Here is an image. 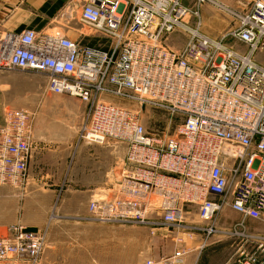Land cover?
I'll use <instances>...</instances> for the list:
<instances>
[{
    "label": "built area",
    "instance_id": "2783aa9c",
    "mask_svg": "<svg viewBox=\"0 0 264 264\" xmlns=\"http://www.w3.org/2000/svg\"><path fill=\"white\" fill-rule=\"evenodd\" d=\"M203 3L233 18L220 38L199 32ZM78 22L75 40L58 31L0 33V72L44 75L47 91L86 105L81 141L124 145L120 178L110 196L89 202V216L176 232L178 247L169 256L141 264H184L189 251L181 235H199L201 247L215 237H241L264 251V236L245 224L264 217V64L256 61L264 55V0H252L242 13L218 0H85ZM178 30L186 33L185 44L171 48ZM111 98L165 112L174 135L147 132L136 113ZM31 118L24 109L4 114L0 185L25 181L34 149ZM224 209L239 219L219 223ZM193 211L197 222H188ZM44 238L39 230L8 226L0 235V262L38 264ZM236 264L260 263L245 255Z\"/></svg>",
    "mask_w": 264,
    "mask_h": 264
},
{
    "label": "rangeland",
    "instance_id": "374dc122",
    "mask_svg": "<svg viewBox=\"0 0 264 264\" xmlns=\"http://www.w3.org/2000/svg\"><path fill=\"white\" fill-rule=\"evenodd\" d=\"M84 1L75 0L66 5L53 21V28L46 29L45 32L64 33V30H67L69 31L66 34L68 38L75 40L77 33L74 29L81 28L78 18ZM218 1L236 13L246 11L252 2V0ZM195 22V19L192 18L189 24L195 25ZM231 26H233V18L230 14L211 3L201 5L199 32L211 38H220ZM82 30L87 32L84 28ZM185 41L186 33L178 30L169 39L168 45L171 48L180 49ZM225 41L238 51H245L243 44L233 42L228 38ZM256 61L264 64V55L258 54ZM111 101L136 113L138 122L147 132L164 134L167 137L174 135V123H169L165 112L150 107L140 108L132 102L116 98H111ZM38 104L43 105V143L48 144L46 147L49 149L45 151L47 153L45 155L48 156L51 152L58 155L62 153L65 175L70 176L72 167L75 165L74 171L77 173L79 170L82 178H85L88 173L94 176L98 169L102 171L104 164L108 165L112 162L113 187L121 175L124 145L114 142H109L106 145H88L79 139L78 127L86 112V105L74 97L47 91L44 75L18 70L0 72L1 123L4 120L5 112L11 109L27 110L33 117L31 106ZM69 144H72V147L66 148ZM89 147H93L94 150L89 151ZM66 183L63 186L65 189L68 185V182ZM103 194L97 193L90 200L104 198ZM59 195L32 193L31 188L25 185V182L17 185H0V235L4 234L10 225L39 230L45 238L51 235L54 240L52 246L44 245L43 264H71L73 260L72 248L83 250L89 256L91 264H96L94 256L100 251H105L106 255L110 254L111 264H120V262L122 264H141L146 258L157 260L169 256L178 247L172 239L176 232L164 229L151 230L144 226L101 223L93 220L87 212L90 200L88 201L86 195H82L83 198H81L69 192L62 194L61 199L64 197L67 204L77 202L78 208H46L51 201L60 199ZM233 217L234 219H232ZM219 218V223H230L239 219V216L224 209ZM187 221L197 222L194 211L187 217ZM247 221L250 223V227L246 226V228L250 234L264 236V217L250 218ZM181 237L183 239L181 246L190 251L186 254V259L190 258L186 264H197L200 250L210 245L225 244V248L238 251L240 258L234 257L233 259L237 258L234 264L245 256L241 251H245L248 255L255 254V257L264 253L258 249V244L255 241L245 240L241 237H215L208 240L203 247H201L202 238L199 235L191 240L185 235H181ZM84 259L88 260L87 257ZM260 260L262 261L263 258L261 257Z\"/></svg>",
    "mask_w": 264,
    "mask_h": 264
},
{
    "label": "crops",
    "instance_id": "0c3cea01",
    "mask_svg": "<svg viewBox=\"0 0 264 264\" xmlns=\"http://www.w3.org/2000/svg\"><path fill=\"white\" fill-rule=\"evenodd\" d=\"M73 1L75 0H0V33L20 32L26 29L45 32L46 29L53 28V21L60 11ZM67 33H69V31L64 30L63 34L65 36H67ZM31 107L33 109L32 136L34 138V149L27 166L24 182L25 185L31 188L32 193L60 194V199L53 200L46 206V208L49 209L78 208L77 202H75V204H67L64 197L61 199L62 194L66 192L81 198H83L82 195H86L88 201L97 193H104V196H110L113 177L112 162L108 165L104 164L102 171L98 169L94 176L88 173L85 178L80 177V171L78 170L77 173L74 171L75 165L72 167L70 176L65 175L64 155L62 153H59V155L57 153L52 154V152L48 154V156L45 155L47 154L45 151L49 149L46 147L48 144L43 143V105L38 104ZM70 147H72V144H69L66 148ZM54 150L57 151V149ZM88 150H94V148L89 147ZM59 151L61 152L62 150ZM66 182H68V185H66L67 188L65 189L63 186L67 184ZM75 217L78 218L79 216ZM232 219H234V217ZM245 224L247 227H250L248 221ZM44 226L46 227V224ZM44 239L45 244L52 246L54 238H52L51 235ZM225 246V244L206 246V248L200 250L197 264H234V261L240 258V254L234 249L225 248ZM241 252L248 255L245 251ZM71 253L73 257L71 264H91V261L89 262V256H87L83 250L72 248ZM186 256L184 264L190 260V258L186 259ZM85 257H87L88 260H85ZM234 257L237 258L233 259ZM257 257L259 263L264 264V253L258 254ZM261 257L263 258L262 261L260 260ZM76 258H78V260H76ZM94 258L96 264H111L110 254L106 255L105 251L98 252L95 254ZM0 264L26 263L24 261L8 260L0 262ZM38 264H43V252ZM120 264H122V262H120Z\"/></svg>",
    "mask_w": 264,
    "mask_h": 264
},
{
    "label": "bare ground",
    "instance_id": "6f19581e",
    "mask_svg": "<svg viewBox=\"0 0 264 264\" xmlns=\"http://www.w3.org/2000/svg\"><path fill=\"white\" fill-rule=\"evenodd\" d=\"M116 175H114V177H115ZM117 177V176H116ZM119 177V176H118ZM116 180V179H115ZM112 185V184H111ZM107 192V191H106Z\"/></svg>",
    "mask_w": 264,
    "mask_h": 264
}]
</instances>
